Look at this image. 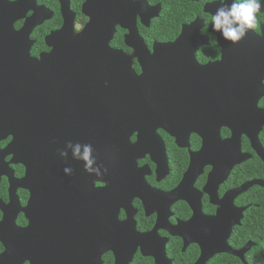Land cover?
<instances>
[{"label": "flooded vegetation", "instance_id": "1", "mask_svg": "<svg viewBox=\"0 0 264 264\" xmlns=\"http://www.w3.org/2000/svg\"><path fill=\"white\" fill-rule=\"evenodd\" d=\"M5 1L16 5L15 15L20 18L13 24L14 31L33 25L28 34L29 57L52 72L57 82L56 95L64 103L74 102L80 96L79 91L69 93L76 84H93L86 80L75 82L79 63L96 70H106L109 66L103 52H92L94 58L84 60L81 51L69 50L73 44L75 49L79 47L73 40L78 39L91 20L83 13L87 0ZM130 4L141 7L138 6L134 26L147 55L154 54L155 46H171L166 53L169 75L165 77V87L170 91L167 95L174 97L172 103L181 105L182 110L172 120H196L200 115L194 107L202 103L204 82L209 81V77L195 73L196 67L219 63L222 58L219 36L211 29V15L217 5L210 4L209 0H130ZM151 14L156 16L147 20ZM122 20L120 17L116 23ZM257 20V29L250 32L263 39L264 13H258ZM119 24L115 25L109 48L122 53L132 71L140 76V51L126 45L128 31ZM53 34L57 35L49 47L46 39ZM20 63L24 65L23 61ZM257 108L264 110V98L258 101ZM79 118L84 124L82 128L77 125V131L65 119L60 118L62 123L58 126L67 134L68 141L75 143V136H82L76 138L77 142L85 143L86 117ZM187 127L177 136L179 140L158 128L140 139L137 133H132L126 145L112 142L108 146L111 156H104L111 164L96 159L97 164L107 169L101 176L86 173L80 161L71 159L70 151L67 161L61 159L58 150L65 144L46 150L41 146L36 153V148L32 150V155H26L23 144L18 156V151L11 148L13 138L7 135L1 139L0 261L18 230L17 247H12L15 252L11 253L17 264H196L202 247H209L217 240V221L212 219L218 215V202L248 182L264 183V162L248 139L242 137L240 155L246 159L231 169L216 196H210L205 188L217 155L208 149L198 158L204 140L210 146L209 135L204 139L198 133L189 132ZM223 131L228 134L224 136ZM220 138L229 139L230 132L222 128ZM258 141L264 152V126ZM193 157L196 167L200 168L199 175L191 180L178 200L167 198L182 183ZM224 158L231 159L226 155ZM65 166L72 167L71 175L64 174ZM253 166L263 175L250 180ZM254 188L264 190L256 186L233 200L235 208H247L227 240L228 247L235 251L252 243L248 241L236 248L233 239L240 231L243 239L247 238L251 225L249 192ZM115 210L118 223L125 226L119 228L120 232L108 235L107 215ZM252 244L255 248L256 244ZM113 245L118 254L110 248ZM249 253L244 255L247 264ZM224 255H216L206 264ZM6 260L3 261L6 263ZM237 262L243 264L239 259Z\"/></svg>", "mask_w": 264, "mask_h": 264}, {"label": "water", "instance_id": "2", "mask_svg": "<svg viewBox=\"0 0 264 264\" xmlns=\"http://www.w3.org/2000/svg\"><path fill=\"white\" fill-rule=\"evenodd\" d=\"M139 5L130 4V0H122V4L120 0H106V5L105 0L86 1L83 13L89 15L91 20L78 39L73 40L79 47L75 49L73 44L69 50L81 51L84 60L94 58L92 52H103V58L109 66L106 70H96L79 63L80 69L76 66L75 82L86 80L93 84H76L74 88H70L69 93L79 91V101L76 102L77 97L74 102L64 103L56 95L57 89L54 87L57 82L53 80L52 72H47L45 67L29 57L31 43L28 34L33 25L28 24L29 27L25 25L20 31H14L13 24L20 19L15 15L16 5L0 0V140L7 135L11 136V148L18 151V156L23 144L26 146V155L34 154L32 150L35 148L36 153L41 146L45 150L59 148L68 141L67 134L58 126L62 123L61 119L75 125L74 130L77 131L76 126L82 128L84 124L82 119L79 120L82 116L86 117L87 123L85 143L92 145L96 159L100 158L101 162L111 164L107 158L111 156L108 146L112 142L119 146L122 142L126 145L132 133H137L140 139L158 128L179 140L177 136L182 128L188 126L189 132L198 133L204 139L209 135L210 146L204 140L203 150L197 157H203L208 149L217 155L214 170L205 188L210 196H216L219 185L226 181L231 169L246 159L240 155L242 137L248 139L256 155L264 162V152L258 141L259 132L264 126V110L257 108L258 101L264 98V38L255 37L249 31L239 43L232 44L215 32L222 48L221 61L196 67L195 71L200 76L209 77L202 89V103L194 107L199 110L200 116L196 120H172L182 110L181 105L172 103L174 97L167 95L170 91L165 87V77L169 75L166 53L171 46H155L154 54L151 57L147 55L134 26ZM261 13H264V8ZM155 16L151 14L147 20ZM120 17L122 22L116 23V19ZM142 20L146 23L144 18ZM118 23L128 31L126 45L140 51V76L132 71L129 61L122 53L109 48ZM262 34L264 35V28ZM56 35L47 37L49 47H52ZM19 61H23L24 65L18 64ZM212 76L215 79L211 81ZM222 128L230 132L229 139L221 140ZM80 131L82 134L83 130ZM78 137L82 136H75V142ZM225 155L231 159H225ZM195 161L193 157L192 165L182 183L178 189L166 195L167 198L178 200L186 186L192 183L191 180L199 175L200 168L196 167ZM256 186L264 189L263 182L251 181L227 193L218 202V215L212 219L213 222L217 221V240L209 247H202V255L196 264H206L214 256L223 254L247 264L244 255L255 245L248 243L243 249L235 251L228 247L227 240L232 228L239 225L243 212L247 210L235 208L233 200ZM124 226L118 223L116 210L107 215L108 235L120 232L119 228ZM18 234V230L13 233L14 239L12 238L10 248L6 247L7 254L0 264H7V260L8 264L18 263L11 254L15 252L12 247H17ZM110 248L118 254L114 245ZM4 259H7L6 263ZM129 259L128 256L127 263Z\"/></svg>", "mask_w": 264, "mask_h": 264}, {"label": "clouds", "instance_id": "3", "mask_svg": "<svg viewBox=\"0 0 264 264\" xmlns=\"http://www.w3.org/2000/svg\"><path fill=\"white\" fill-rule=\"evenodd\" d=\"M209 3L217 5L211 15L212 32H218L224 41L232 44L239 43L250 30L257 29V14L264 8V0H209ZM69 151L71 159L80 161L86 173L95 176L106 173L107 169L97 164L91 144L68 141L58 154L67 161ZM63 172L71 175L73 169L65 166Z\"/></svg>", "mask_w": 264, "mask_h": 264}, {"label": "trees", "instance_id": "4", "mask_svg": "<svg viewBox=\"0 0 264 264\" xmlns=\"http://www.w3.org/2000/svg\"><path fill=\"white\" fill-rule=\"evenodd\" d=\"M222 134L226 136L228 133L223 131ZM261 175H263L261 170L255 168L254 166L251 168L250 180L260 178ZM249 193L251 203V207L249 209L251 213V225L249 232L247 233V238L243 239L240 231V234H235L233 240L235 242L236 248H241L248 241L255 243L256 247L250 250V259L247 260L248 264H264V190L254 188ZM253 205H257L258 207L255 208ZM210 264L240 263L237 262V259L224 255L220 256Z\"/></svg>", "mask_w": 264, "mask_h": 264}]
</instances>
